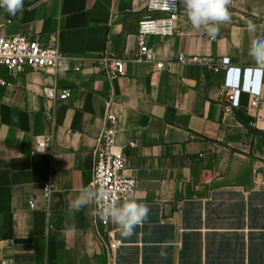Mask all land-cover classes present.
Listing matches in <instances>:
<instances>
[{"label":"crops","instance_id":"crops-1","mask_svg":"<svg viewBox=\"0 0 264 264\" xmlns=\"http://www.w3.org/2000/svg\"><path fill=\"white\" fill-rule=\"evenodd\" d=\"M229 11L213 38L191 26L180 2L178 34L149 38L157 61L138 63L144 0H23L14 16L0 8L7 37L56 41L72 58L68 72L0 68V237L14 241L0 245V264H264V78L257 106L243 93L231 109L225 71L210 68L230 58L264 76L249 55L264 37V0H233ZM104 56L125 59L126 75L110 79ZM52 85L71 91L54 109L42 94ZM107 105L119 117L125 174L138 179L135 200L149 209L129 238L111 221L99 228L93 205L68 207L92 185ZM50 131V148L33 154L35 137ZM109 239L121 241L113 255Z\"/></svg>","mask_w":264,"mask_h":264},{"label":"built area","instance_id":"built-area-1","mask_svg":"<svg viewBox=\"0 0 264 264\" xmlns=\"http://www.w3.org/2000/svg\"><path fill=\"white\" fill-rule=\"evenodd\" d=\"M146 14L139 22L138 26V46L139 51L134 61L138 63L156 62L155 49L148 45L147 41L151 37L161 36L166 38L175 37L178 34L177 23L180 17V0H144ZM71 57L63 54L56 41L44 46L37 39H31L25 35L7 37L0 25V68L4 67L10 74H15L25 68L39 71L68 72L71 70ZM104 64L107 76L115 79L126 75V60L119 57H101L99 59ZM198 58L188 59L181 56L178 63L187 64L189 62H200ZM212 64V63H211ZM161 69L166 65L158 63ZM211 70L225 71L224 87L230 91V107H240V98L243 93L252 96V105L257 106L263 85V70H252L234 68L230 65V58H223L219 63L210 65ZM5 85L6 82L0 80ZM43 96L52 104L53 109L58 103L67 101L71 97V91L60 89L56 85L45 86L42 89ZM51 125L55 127L52 113L49 115ZM104 128L97 140V145L93 154L92 185L104 186L111 190L113 196L119 198L122 203L127 195L136 196L138 179L125 174L127 170V159L124 154V147L118 144L119 117L118 114L107 105L104 115ZM54 138V132L35 137L33 142V154L47 152ZM137 143L130 142V148H136ZM55 192V184L52 180L43 185V200L47 208L50 207L52 196ZM33 207V203H31ZM93 205V210L96 208ZM95 222L100 228L109 221L95 216ZM2 243L13 244V240ZM121 246V241L115 239L104 240L105 250L111 255ZM9 264V263H3Z\"/></svg>","mask_w":264,"mask_h":264},{"label":"clouds","instance_id":"clouds-1","mask_svg":"<svg viewBox=\"0 0 264 264\" xmlns=\"http://www.w3.org/2000/svg\"><path fill=\"white\" fill-rule=\"evenodd\" d=\"M188 22L196 29L205 30L211 37L219 32V26L231 20L229 7L233 0H180ZM0 8L8 14L16 15L23 9V0H0ZM249 33L256 32V25L249 21ZM249 55L256 64L264 68V37L253 39L249 48ZM96 205L90 213L105 221H111L118 228L121 237L129 238L135 229L148 219V207L135 200L134 196L127 195L123 202L112 195L111 190L104 186L88 185L69 201L70 212L80 211L86 206Z\"/></svg>","mask_w":264,"mask_h":264}]
</instances>
